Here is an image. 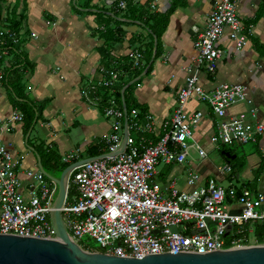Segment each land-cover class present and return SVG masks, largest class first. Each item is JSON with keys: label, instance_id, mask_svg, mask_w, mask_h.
Wrapping results in <instances>:
<instances>
[{"label": "built area", "instance_id": "obj_1", "mask_svg": "<svg viewBox=\"0 0 264 264\" xmlns=\"http://www.w3.org/2000/svg\"><path fill=\"white\" fill-rule=\"evenodd\" d=\"M148 1L155 9L159 0ZM126 6L124 0L119 3L121 9ZM251 32L252 26L247 27L240 16L238 0H213L206 25L197 32L196 57L178 92L174 113L160 124L151 114L140 117L137 110L128 115L116 98L122 75L113 68L102 67L98 84L82 91L87 97L94 94L95 103L104 107L105 117L111 120V132L104 139L108 149L102 158L83 163L68 174L62 215L71 240L79 247L86 248L83 241L89 239L96 242L101 253L141 259L165 253L207 254L263 245L255 236L256 226L264 225L263 192H251L231 183L225 188L195 169L189 170L184 179L190 191L179 189L180 176L160 180L162 167L187 164L191 150L200 158L209 156L203 141L195 138V131L206 118L211 121L206 139L219 152L227 146L250 143L264 148V125L258 111L252 108L238 115L229 112L233 106L250 100L248 87L224 83L207 91L201 84L202 76H215L218 71L224 54L220 47L223 36L227 34L241 50L250 43ZM6 33L17 42L15 34ZM4 35L0 31V37ZM143 60V52L136 49L128 65L139 71L144 68ZM5 76L0 66V84ZM194 100L206 105L208 113L188 111V102ZM23 122L20 111L0 120V235L50 239L55 237L51 214L58 186L41 171L27 170L25 187L20 157L2 139L3 134L14 132ZM69 161L71 157L65 159ZM218 171L226 179L232 176L230 165L218 167Z\"/></svg>", "mask_w": 264, "mask_h": 264}, {"label": "crops", "instance_id": "obj_2", "mask_svg": "<svg viewBox=\"0 0 264 264\" xmlns=\"http://www.w3.org/2000/svg\"><path fill=\"white\" fill-rule=\"evenodd\" d=\"M2 1V19L19 20V14L24 9L23 0ZM121 1L25 0L26 12L20 26L18 53L34 65V71L29 73L24 70L23 57L20 58L16 51L15 54L11 51L4 53L6 77L0 84V120H7L12 113L20 111V103L28 100L34 102L37 108V116L29 129L24 121L16 132L2 135L10 151L20 157L25 187L28 186L25 171H40L37 155L45 168L39 150L59 152L57 154L64 163L67 157H71L72 161L67 163L69 165L92 158L94 153L98 156L106 153H103L106 146L104 137L111 132V120L105 117L104 107L95 103V95L89 93L87 97L82 91L98 84L100 69L107 67L108 60L124 63L129 61L133 50H141L144 54V69L135 78L139 80L135 82L132 94L134 101L146 110L140 117L151 114L160 124L174 113L178 92L185 84L191 72L189 68L196 57L194 41L197 32L204 29L212 12L213 0H159L155 9L150 7L148 0H124L127 6L121 9ZM19 2L20 6L16 10L14 6ZM238 8L243 22L252 26L250 43L244 49L237 50L225 34L220 41L224 54L218 71L215 76H202L201 84L207 91L224 83L246 85L249 102L258 111L259 120L264 125V0H238ZM155 16L160 17L156 19ZM161 17H168L163 29L158 24ZM147 20L149 27L155 26L161 33L157 57L155 45L157 43L158 48V38L145 24ZM100 49H105L108 58L102 56ZM13 69L16 75L15 72L9 74ZM18 73L23 77V90L14 83ZM131 74L122 76L121 80L126 82ZM24 96L28 100L23 99ZM45 100L48 103L41 110L40 105ZM187 109L190 112L202 110L198 107ZM243 109L246 108L242 105L231 113L238 114ZM202 111L208 113V108ZM206 119L202 127L195 131V138L203 142L208 136H205L206 132L209 134L211 131V121ZM35 126L46 130V142H30ZM75 141L78 142L74 144ZM73 146L76 153L67 150ZM256 147L264 156V148ZM258 155L260 159L256 169L261 161V155ZM187 165L200 170L203 177L215 179L218 183L225 181L233 184L239 179L233 169L232 176L226 179L219 173L218 167L196 166L193 161ZM176 169H180V172L175 175ZM185 170L187 167L181 165L162 167L160 180L166 182L183 176ZM263 177L264 173L255 192L264 193ZM253 178L254 172L251 179L239 184L240 187L245 188L243 185ZM178 187L183 191L191 190L184 180L178 183Z\"/></svg>", "mask_w": 264, "mask_h": 264}, {"label": "water", "instance_id": "obj_3", "mask_svg": "<svg viewBox=\"0 0 264 264\" xmlns=\"http://www.w3.org/2000/svg\"><path fill=\"white\" fill-rule=\"evenodd\" d=\"M155 50H157V43ZM138 80L139 78L125 86L123 94L127 87ZM123 102L126 109L124 97ZM225 156L230 160L236 157L235 155L231 156L230 153H226ZM102 157L103 155L73 163L63 170L60 178H56L47 172L37 155L40 171L58 186L55 209L51 214L55 237L41 239L1 234L0 264H264V244L220 249L207 254L148 255L141 259L116 257L101 252L82 250L71 240L62 215L68 191V174L73 168Z\"/></svg>", "mask_w": 264, "mask_h": 264}, {"label": "trees", "instance_id": "obj_4", "mask_svg": "<svg viewBox=\"0 0 264 264\" xmlns=\"http://www.w3.org/2000/svg\"><path fill=\"white\" fill-rule=\"evenodd\" d=\"M1 3H3L2 0H0V25H2L3 30H1V31H4L5 35L3 37H0V56H1L0 66L2 68L3 67L5 68L6 64L4 62V56H5L4 53L11 51L13 54H15L16 52L18 53L19 49H20V47H19V45H20L19 44V40H20L19 39V33L21 31L20 30L21 23H22V21L25 18L26 2H25V0H23V5H24L23 12H21L19 14L20 19L15 21V22L10 20V19H5L6 20V22H5V20L2 19L3 18L2 11L4 10V7L1 6ZM19 6H20V2L18 4H16L14 6V8L16 10H18ZM159 17L160 16H158V17L155 16L156 19L159 18ZM7 22H9V23H7ZM167 22H168V17H164V18L161 17V19H160L158 24L161 25V28L163 29L166 26ZM145 24L148 26L149 25V20L145 21ZM247 27H249L248 24H247ZM149 29L158 38V48H157V53H156V57H157L159 55V52H160V36H161V33H160V30L158 31L155 26H150ZM7 31H9L10 33L16 35V39H17L16 43L14 41L15 38L14 39L10 38L9 34L6 33ZM100 53L102 54L103 57H107L105 49H100ZM17 55L20 58H22V57L24 58V59L22 58V61H23L22 64H23L24 70H27V72H29V73H33L34 65H32L29 61H27V59L23 55H21L20 53H18ZM150 55H152V52L150 53ZM106 66L108 68H113V69L117 70L119 73H121L122 76H124L126 74H129L130 72L133 73V74L130 75V77L128 79L129 81L127 80L125 82V81L120 80V82L117 85L116 98H117L119 104H121L123 106V104H124L123 97H124L125 105H126V108H127V111H128V115H130L133 110H137L140 113V115H142L143 113H146V110L143 109L132 98V94H133L134 88L136 87V83L131 85V86H129L128 88H126L125 91H124V94H123L124 87L130 81H132L136 77L140 76V74H141V72L143 71L144 68L142 70H139V71H136V70L134 71V70H131L130 66L128 65V61H126L124 63H120V62H112L111 60H108ZM4 71H5V69H4ZM12 72H15V75H16V71L14 69L10 70L9 74H11ZM5 73H6V71H5ZM22 79H23L22 74L18 73L17 74V78H16V80L14 82L17 85V87H19V89H21V90H23V87H24L21 84ZM13 91H15L16 95H18L15 87H13ZM107 94H108V92L103 94L104 98H106ZM23 99L28 100L25 96L23 97ZM47 103H48V101H46V100L42 102V104L40 105L41 110L44 109V106ZM19 108H20V111L24 114V121H25V124L27 125V128L29 129L31 127V125L33 124V121H34L35 117L37 116L36 104L34 102H31V101L28 100V102L20 103ZM42 149L44 150V148H42ZM107 149H108V147L105 146V148H103V153L107 152ZM257 150H258V153L261 155V161H260L259 167L254 171L253 180L249 181V182H247L246 184L243 185L245 187V189H248L251 192H255L256 191L257 184H258L261 176L264 173V156L260 152V149L257 148ZM38 152L40 153V155L44 159L43 163L47 162V163L50 164V166L52 168H55V169L59 168V164L55 163V160H59V155H57L56 153H50V152L44 154L42 152V150H39ZM226 153H230L231 156H234L235 153L232 150H230V148L226 149V147H225L224 151L221 153V156H222V158H224L227 161L228 164L231 165V167L233 169V173L238 174L239 170H243L245 164L243 162H240L239 165H238V168H237L234 164H235L236 161L239 160L238 155L236 154L235 155L236 156L235 159L230 160V159L226 158V156H225ZM99 155H101V154H99ZM95 156H98V154L94 153V154L91 155V157H95ZM68 166H69V164L63 163L62 164L63 170L66 169ZM239 191H241V190H239ZM70 196H71V190H69V198H70ZM255 236H256L258 244H264V225H257L256 226ZM84 249L88 250L87 248H84ZM100 251H102V250H100Z\"/></svg>", "mask_w": 264, "mask_h": 264}, {"label": "rangeland", "instance_id": "obj_5", "mask_svg": "<svg viewBox=\"0 0 264 264\" xmlns=\"http://www.w3.org/2000/svg\"><path fill=\"white\" fill-rule=\"evenodd\" d=\"M26 85V83H25ZM26 87V86H25ZM245 106L246 109H243L242 112H248L250 111V109H252V105L249 101H246V102H242L240 104H237L235 106H233L232 108H230L229 112L231 113V111H236L240 106ZM187 107H198L202 110H205L206 109V105L200 103V102H196V100L194 101H190L188 102V106ZM240 112V113H242ZM238 113V112H237ZM233 115H238L236 113H231ZM20 124H17L16 125V130L18 128ZM15 130V132H16ZM109 135V132L105 135L104 138H107ZM76 135H74L75 137ZM103 138V139H104ZM30 142L33 143L34 141H39L40 143L43 141V142H46L48 139H47V132L45 129H43L42 127L40 126H35V129L33 131V133L31 134L30 136ZM78 141H75L74 144H76ZM80 142V141H79ZM203 143V146L206 148V150L209 152V156L207 158H200L198 156V154L196 152H194L193 150L190 151V157H189V161H193V163L197 166H201V165H205V167H224L227 164V161L222 158L220 152L216 149L215 145L213 144H209L210 143V140L206 139V142H202ZM26 150L28 148V146L25 144L24 145ZM231 149L232 151L236 152V154L238 155L239 157V160L235 162V166L238 168V165L240 162H243L245 164L243 170H239V179L238 180H235L233 185L235 187H240L239 184H241V182L243 181H248L249 179L252 178L253 176V172L254 170L256 169L257 167V164H258V160L260 159L259 155H258V150H257V147L255 144H246V145H235V146H227L226 149ZM48 150V149H47ZM67 150H74L73 153H76L77 150H75V147L73 146L72 147H69ZM28 151V150H27ZM44 154L47 153L46 150L43 151ZM54 153H59V152H54ZM58 155V154H57ZM61 155L64 156V154L61 153ZM85 156V155H84ZM64 163V161H62V158L59 156V160H55V163H58L59 164V168H52L50 165L48 166V164H46L47 162H45V168L47 169V172H49V174H51L53 177H56V178H60L62 172H63V168H62V164ZM181 166H186L187 167V170H185V173L183 176H180V180H184L188 174V171L189 170H193V167L192 166H189L185 163H183ZM180 169H176L174 171V174H178L180 171ZM197 170V169H195ZM197 171H200V170H197ZM201 172V171H200ZM202 173V172H201ZM203 174V173H202ZM236 174V173H235ZM213 177V176H212ZM264 179V177H263ZM185 182V180H184ZM186 184V183H185ZM223 187H227L229 186V183L228 182H222L220 183ZM57 200V197L55 198V202ZM251 239V243H253L254 241V236L251 235L250 237ZM84 244L86 246V248L88 250H85V251H88V252H99L100 249H99V246L96 244V242H94L93 240H89V239H84ZM81 248V247H80ZM82 250H84L83 248H81ZM99 250V251H98Z\"/></svg>", "mask_w": 264, "mask_h": 264}]
</instances>
